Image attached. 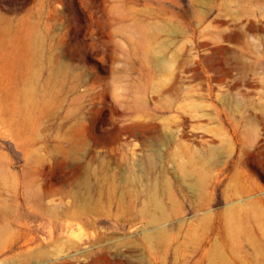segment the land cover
Segmentation results:
<instances>
[{
    "label": "rangeland",
    "instance_id": "1",
    "mask_svg": "<svg viewBox=\"0 0 264 264\" xmlns=\"http://www.w3.org/2000/svg\"><path fill=\"white\" fill-rule=\"evenodd\" d=\"M0 264H264V0H0Z\"/></svg>",
    "mask_w": 264,
    "mask_h": 264
},
{
    "label": "bare ground",
    "instance_id": "2",
    "mask_svg": "<svg viewBox=\"0 0 264 264\" xmlns=\"http://www.w3.org/2000/svg\"><path fill=\"white\" fill-rule=\"evenodd\" d=\"M163 234H164V231L161 230L160 228L157 229L156 231L153 230V232H151V231H147L146 232V235H147L148 238H151V237L159 238V237H162Z\"/></svg>",
    "mask_w": 264,
    "mask_h": 264
}]
</instances>
